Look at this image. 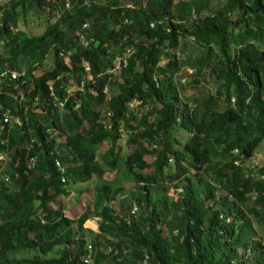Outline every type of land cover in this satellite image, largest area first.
Instances as JSON below:
<instances>
[{
	"label": "trees",
	"instance_id": "obj_1",
	"mask_svg": "<svg viewBox=\"0 0 264 264\" xmlns=\"http://www.w3.org/2000/svg\"><path fill=\"white\" fill-rule=\"evenodd\" d=\"M31 13L36 33L18 27ZM263 134L264 0L0 3V264H87V243L91 264H264V179L232 162ZM119 166L128 191L104 175ZM92 176L91 206L66 215Z\"/></svg>",
	"mask_w": 264,
	"mask_h": 264
},
{
	"label": "rangeland",
	"instance_id": "obj_2",
	"mask_svg": "<svg viewBox=\"0 0 264 264\" xmlns=\"http://www.w3.org/2000/svg\"><path fill=\"white\" fill-rule=\"evenodd\" d=\"M2 1L3 0H0V3ZM21 21H22V19L18 20V27H20V26L25 27L29 33L38 32V30H40L42 25H43L42 15L38 14V13L27 14L24 22H21ZM51 59H52V54H51V51H49L45 54V56L42 60V67L41 66L37 67L35 72L39 73L43 69V67L49 66L51 63ZM118 70H119V68L116 67L115 71H114L115 73L113 75V79L111 80V83L108 84L107 87H105V90L108 94H112L113 92L117 91L116 85H117V82L119 81V77L117 74ZM188 102H190V101H188ZM95 106L98 107L99 109H101V113L104 112V108H105L104 104H96ZM184 135H185V132L178 133V136L180 138H183ZM125 138H126V135L124 134V136L122 137V134H121V138H118L117 136H115V138L113 139V141H115V143H116L117 150H118L117 151L118 154H116V157L119 155H123L126 152H129V150L132 147L131 145L126 143ZM108 145H109L108 141H103L99 147L98 152H102V151L106 150ZM143 158L147 162H150L152 160V155L151 154H144ZM214 159L216 160L217 157H215ZM250 159L258 160L261 165L264 164V134H263L261 140L256 145L252 155L250 156ZM250 159L248 158L245 161V163L250 164ZM169 162L171 163L172 160H169ZM150 167L151 166L145 167L142 169V171H144V172L149 171ZM104 175L108 179L113 178V180L115 181V184L121 185L127 191L130 190L132 187V184H133L132 178L130 179V176L126 175L125 168L123 166L117 167L116 172H114L113 170L106 171ZM182 178L183 177H181L179 180H177V182H180V180ZM174 182L175 181H168L167 180L166 188H167L169 193L171 192V188L173 187L172 185H174ZM94 183H95V177L92 176L87 181L78 182V183H75V184L69 186V193L66 196H61V198H63V200L65 202L63 205V207H64L63 212L66 215L77 216L81 211L84 210V207L86 205L91 206V202L94 198V196H92ZM77 190H79V191H77ZM217 192L221 194L224 191L219 188V189H217ZM59 198L60 197H58L56 200H58ZM61 198H60V200H61ZM111 204L114 205L113 201H111ZM93 216L94 215L90 214L88 218H93ZM95 217H96L95 218V220H96L97 216H95ZM86 219L87 218H85L83 220L82 225L84 227H89V228H93L94 230H97V225L96 224L91 225V223ZM257 237L260 238L262 243L264 244V224H262L261 227L257 228ZM26 253H30V251L18 250L17 252H15L16 256L26 254Z\"/></svg>",
	"mask_w": 264,
	"mask_h": 264
},
{
	"label": "built area",
	"instance_id": "obj_3",
	"mask_svg": "<svg viewBox=\"0 0 264 264\" xmlns=\"http://www.w3.org/2000/svg\"><path fill=\"white\" fill-rule=\"evenodd\" d=\"M130 52H131V48L130 47H126L125 51H124V54L122 56H117V57H115L113 59L112 64H113V69L114 70H115L116 67L119 68L120 66L125 65L126 57H127V55ZM59 53L61 54L62 52L60 51ZM9 75H10L11 78H13L14 75H15L14 71L10 70L9 71ZM49 88H50V86H49ZM69 89H71V86L68 88V90ZM104 90H105V87H104ZM232 101H233V98H231V102ZM1 115H2L3 120L7 119L8 118L7 110L3 111ZM14 119H17V117L14 116ZM232 153H233V155H236V156L233 157V160H232L233 164L244 166L247 174L250 175V176L257 177L259 179H264V171H257V168L259 166H262L263 164L261 165L258 160L250 159V156L245 158L244 160H242V156L243 155L237 150V148H234L232 150ZM0 158H2V154L1 153H0ZM248 158L250 159V164L249 163L248 164L245 163V161ZM33 161H34V156L32 155V156L29 157L28 162H29L30 165H32ZM54 164L58 168L61 167V164H60L59 160L56 159V158L54 159ZM135 209H136L135 205L131 206L130 207V212L134 213ZM86 249H87V251L85 253V259L84 260H85V262L87 264H91L90 247H89L88 243L86 244ZM109 249L110 248L108 247V250ZM115 252H116V250H113V253H115ZM145 262H146V255L142 256L140 261H137V263H141V264H145Z\"/></svg>",
	"mask_w": 264,
	"mask_h": 264
},
{
	"label": "crops",
	"instance_id": "obj_4",
	"mask_svg": "<svg viewBox=\"0 0 264 264\" xmlns=\"http://www.w3.org/2000/svg\"><path fill=\"white\" fill-rule=\"evenodd\" d=\"M95 216H93V218H87L86 220H88V221H91L93 224H96L97 225V219L95 220ZM93 229V228H92Z\"/></svg>",
	"mask_w": 264,
	"mask_h": 264
},
{
	"label": "bare ground",
	"instance_id": "obj_5",
	"mask_svg": "<svg viewBox=\"0 0 264 264\" xmlns=\"http://www.w3.org/2000/svg\"><path fill=\"white\" fill-rule=\"evenodd\" d=\"M91 223V225H93V223L91 221H89Z\"/></svg>",
	"mask_w": 264,
	"mask_h": 264
}]
</instances>
